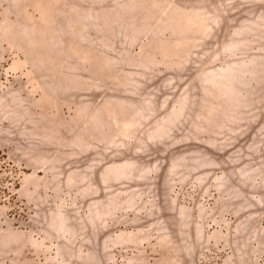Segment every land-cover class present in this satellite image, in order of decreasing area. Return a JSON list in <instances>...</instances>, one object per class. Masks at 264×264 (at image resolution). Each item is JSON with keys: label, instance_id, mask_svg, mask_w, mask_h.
Returning <instances> with one entry per match:
<instances>
[{"label": "rangeland", "instance_id": "374dc122", "mask_svg": "<svg viewBox=\"0 0 264 264\" xmlns=\"http://www.w3.org/2000/svg\"><path fill=\"white\" fill-rule=\"evenodd\" d=\"M0 264H264V0H0Z\"/></svg>", "mask_w": 264, "mask_h": 264}]
</instances>
